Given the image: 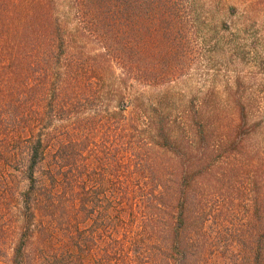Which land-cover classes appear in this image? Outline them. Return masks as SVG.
<instances>
[{
	"label": "trees",
	"instance_id": "16d2710c",
	"mask_svg": "<svg viewBox=\"0 0 264 264\" xmlns=\"http://www.w3.org/2000/svg\"><path fill=\"white\" fill-rule=\"evenodd\" d=\"M182 8L0 0V264L56 260L55 235L67 237L64 255L87 254V264H211L218 241L209 228L245 188L250 203L222 240V264H264V175L248 156L257 124L246 107L226 122L200 107L172 118L129 84L124 51L131 59L135 47L123 42L125 28L143 30L141 50H157L163 66L182 42ZM76 35L100 49L82 52Z\"/></svg>",
	"mask_w": 264,
	"mask_h": 264
},
{
	"label": "rangeland",
	"instance_id": "374dc122",
	"mask_svg": "<svg viewBox=\"0 0 264 264\" xmlns=\"http://www.w3.org/2000/svg\"><path fill=\"white\" fill-rule=\"evenodd\" d=\"M189 8L180 10L183 25L175 31L179 41L171 47V54L164 60L160 54L149 51L144 54V31L138 28H125L123 42L133 46V57L124 51L127 65L133 60L129 69L130 86L133 92H142V97L149 98L161 110L171 113L172 118L181 115L191 107L202 108L206 113H219L222 122L237 119L239 104L246 107L249 123H256L257 130L247 137L248 156H252L254 166L264 175V0H183ZM65 11V6H60ZM87 15H79V24L87 29ZM74 16H72L73 18ZM77 21L76 18H73ZM70 21V20H69ZM75 22L70 27L75 31ZM77 43H82L81 51H97L101 45L98 40L86 36H77ZM73 43L76 41L72 40ZM75 44V43H74ZM146 45V44H145ZM78 51V50H77ZM167 62V64H166ZM117 63V62H116ZM164 63L166 64L164 66ZM123 65V64H122ZM167 72L162 71L167 67ZM117 73L121 66L117 64ZM150 72H146V70ZM164 75H163V74ZM146 76V77H145ZM131 93V92H130ZM112 97V96H111ZM108 107H118L113 96ZM132 94L125 101L130 103ZM87 107H92L88 106ZM131 109L129 106L128 110ZM24 180L18 177L19 187L25 186ZM247 188L240 196L234 191V201L229 204L228 216H218L211 229L215 239L213 260L211 264H222L224 261V244L222 240L229 233L234 234L240 228L245 209L250 202ZM217 201V200H216ZM227 221V222H224ZM224 222V223H223ZM209 223V221H208ZM65 236L55 235L54 247L56 260L51 256L37 258L33 264H87V254L74 252L64 253ZM213 242V243H214ZM69 246V245H68ZM71 249V247H70ZM212 249V248H211ZM238 251V247L234 248ZM65 252H64V251ZM64 252V253H62ZM230 253V252H229ZM228 253V254H229ZM236 253V252H235ZM48 255V254H47ZM50 255V254H49ZM90 258V257H89ZM93 260L95 257L92 258ZM57 261V262H54Z\"/></svg>",
	"mask_w": 264,
	"mask_h": 264
}]
</instances>
